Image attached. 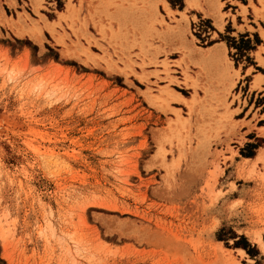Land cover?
Listing matches in <instances>:
<instances>
[{"label":"rangeland","instance_id":"rangeland-1","mask_svg":"<svg viewBox=\"0 0 264 264\" xmlns=\"http://www.w3.org/2000/svg\"><path fill=\"white\" fill-rule=\"evenodd\" d=\"M173 1L0 0V264L263 263L259 38Z\"/></svg>","mask_w":264,"mask_h":264},{"label":"crops","instance_id":"crops-1","mask_svg":"<svg viewBox=\"0 0 264 264\" xmlns=\"http://www.w3.org/2000/svg\"><path fill=\"white\" fill-rule=\"evenodd\" d=\"M262 1L264 0H222L223 5L219 10L217 8V3L214 2L212 4L202 5L205 12L198 11V13H196L199 17L208 21L211 20L212 24H214V28L211 31V37L216 36L217 39L212 44L215 43L219 46L221 54L223 48L222 46L225 48V54H228L227 42L225 38L220 36L221 34L225 33L233 38H237L238 36L252 38L254 34L257 35L259 41L255 42V46L249 49L248 52L253 62L243 63L239 70L240 77H248V80H245L248 86L247 92H250V94L253 93L255 96L264 95V49H262L264 48V5L262 4ZM221 14H223V16ZM220 19L221 25L217 26L216 24H220ZM257 52H259V56L262 58L261 60L257 58ZM255 76H259L257 78H262V81L259 82L260 89L256 87L250 89L252 80ZM238 81H240V79H238ZM249 105H254V102ZM240 110L245 111L243 107H241ZM261 238L263 240L262 236ZM250 241L252 244L255 243L256 246L259 247V243L257 241ZM236 249H240L245 253V250L241 247ZM261 252L263 253L262 250ZM262 261V264H264V259Z\"/></svg>","mask_w":264,"mask_h":264},{"label":"bare ground","instance_id":"bare-ground-1","mask_svg":"<svg viewBox=\"0 0 264 264\" xmlns=\"http://www.w3.org/2000/svg\"><path fill=\"white\" fill-rule=\"evenodd\" d=\"M186 2H187V4H191L193 2V0H186ZM186 53H187V51H186ZM194 53H195V59L199 60L201 62L204 61L205 64H210V63H212V64L218 63L219 64V62L221 61V58H223V55L220 53L219 46L217 44L210 45L208 47H205L202 50L198 49ZM187 54L189 56H192L193 53H192V51L188 50ZM168 93L170 95H172L173 97L178 98L180 100H184L185 99L184 97H182L179 93L175 92L174 90H169ZM260 130L264 131V126H262L260 128ZM263 152H264V147H262L258 151V153L256 154L254 160L255 159L256 160L260 159L261 156L263 155ZM248 159H249L248 157L245 158V160H248ZM250 235L252 236V239H254L255 241H257L259 243V245L264 246V244L261 242L260 232L254 230Z\"/></svg>","mask_w":264,"mask_h":264},{"label":"trees","instance_id":"trees-1","mask_svg":"<svg viewBox=\"0 0 264 264\" xmlns=\"http://www.w3.org/2000/svg\"><path fill=\"white\" fill-rule=\"evenodd\" d=\"M179 1H180V0H179ZM169 2H170L171 4H175L173 0H169ZM178 4H179V3H178ZM245 42H246L247 44L249 43L248 40H246Z\"/></svg>","mask_w":264,"mask_h":264},{"label":"snow or ice","instance_id":"snow-or-ice-1","mask_svg":"<svg viewBox=\"0 0 264 264\" xmlns=\"http://www.w3.org/2000/svg\"><path fill=\"white\" fill-rule=\"evenodd\" d=\"M193 30H195V29H193ZM198 34V33H197Z\"/></svg>","mask_w":264,"mask_h":264}]
</instances>
